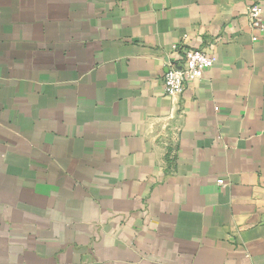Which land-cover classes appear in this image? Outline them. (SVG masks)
<instances>
[{
	"label": "crops",
	"instance_id": "obj_1",
	"mask_svg": "<svg viewBox=\"0 0 264 264\" xmlns=\"http://www.w3.org/2000/svg\"><path fill=\"white\" fill-rule=\"evenodd\" d=\"M252 4L0 0V264H264Z\"/></svg>",
	"mask_w": 264,
	"mask_h": 264
},
{
	"label": "built area",
	"instance_id": "obj_2",
	"mask_svg": "<svg viewBox=\"0 0 264 264\" xmlns=\"http://www.w3.org/2000/svg\"><path fill=\"white\" fill-rule=\"evenodd\" d=\"M249 26L264 31L263 10L259 4H252L247 9ZM215 54L202 48H189L184 51L179 62H168L162 74L164 89L168 94L181 93L185 84L202 76L204 70L215 62ZM217 183L224 185L223 179Z\"/></svg>",
	"mask_w": 264,
	"mask_h": 264
}]
</instances>
